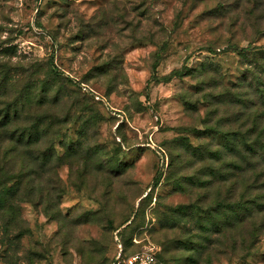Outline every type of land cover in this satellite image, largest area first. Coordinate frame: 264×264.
I'll return each mask as SVG.
<instances>
[{"label": "rangeland", "instance_id": "obj_1", "mask_svg": "<svg viewBox=\"0 0 264 264\" xmlns=\"http://www.w3.org/2000/svg\"><path fill=\"white\" fill-rule=\"evenodd\" d=\"M117 240L264 264V0H0V264Z\"/></svg>", "mask_w": 264, "mask_h": 264}, {"label": "built area", "instance_id": "obj_2", "mask_svg": "<svg viewBox=\"0 0 264 264\" xmlns=\"http://www.w3.org/2000/svg\"><path fill=\"white\" fill-rule=\"evenodd\" d=\"M85 86H83V89ZM96 98H99L97 95ZM117 239V238H116ZM109 264H165L159 257V248L147 245L138 251L127 253L122 243L117 240L116 250Z\"/></svg>", "mask_w": 264, "mask_h": 264}, {"label": "trees", "instance_id": "obj_3", "mask_svg": "<svg viewBox=\"0 0 264 264\" xmlns=\"http://www.w3.org/2000/svg\"><path fill=\"white\" fill-rule=\"evenodd\" d=\"M160 257V256H159ZM161 259V258H160ZM162 260V259H161ZM163 261V260H162ZM164 262V261H163ZM165 263V262H164Z\"/></svg>", "mask_w": 264, "mask_h": 264}]
</instances>
